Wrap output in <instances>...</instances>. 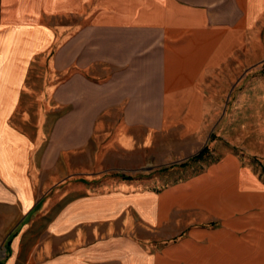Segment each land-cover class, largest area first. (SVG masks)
I'll list each match as a JSON object with an SVG mask.
<instances>
[{"label": "crops", "instance_id": "1", "mask_svg": "<svg viewBox=\"0 0 264 264\" xmlns=\"http://www.w3.org/2000/svg\"><path fill=\"white\" fill-rule=\"evenodd\" d=\"M25 1L18 9L22 0H8L12 15L66 18L48 61L61 77L47 89L48 136L40 130L33 142L8 118L30 55L59 31L29 30L42 42L27 56L23 43H0V264H264V189L241 191L249 174L237 161L155 190L107 177L133 153H117V139L103 151L92 145L119 122L145 148L171 134L200 144L218 107L219 71L250 62L264 0ZM47 185L56 191L39 203ZM191 207L214 213L216 224L168 243L183 231L177 222L171 236L175 212Z\"/></svg>", "mask_w": 264, "mask_h": 264}, {"label": "rangeland", "instance_id": "2", "mask_svg": "<svg viewBox=\"0 0 264 264\" xmlns=\"http://www.w3.org/2000/svg\"><path fill=\"white\" fill-rule=\"evenodd\" d=\"M22 1L18 3V9L32 4ZM7 2L8 0H0V43H23L25 50L19 52H24L27 56L31 48L38 47L42 42L37 34L28 33L29 30L53 27L59 31L54 33L51 44L31 52L26 64L25 82L20 87L19 97L8 118L11 126L36 142L40 130H44L45 136H48L51 120L55 116L47 89L61 76H50L48 61L51 52L63 39L61 34L65 30L66 18L61 13L49 14L47 11H43L38 17L29 16L31 12H26L23 16L20 13L12 15L11 3ZM76 21L74 18V22ZM8 28L10 29L7 31ZM255 31L257 32L253 37L256 41L252 44L248 66H233L232 69L227 68L226 72L221 68L219 71L218 107L215 113L206 117L200 144H191L192 140L179 142L178 137L171 134L160 140L164 141V146L145 148L140 139L133 140V134L131 142L126 139L129 133L122 129L121 122L111 124L95 135L92 143L95 150L112 148L117 139V153H123L125 149L132 150L133 153L130 161L125 162L128 167L117 169V173L108 172L107 177L117 174V179H133L143 183L149 181V185L158 190L160 187L168 188L187 182L229 158L238 162L239 170L249 174V177H244L247 181L242 184L244 186L239 187L242 188L241 191L259 194L264 189V22ZM258 41H261L260 44ZM167 143L169 146L165 147ZM204 149H207L206 153L197 157ZM151 152L155 153L154 159ZM93 170L101 171V165L96 164ZM50 186L41 187L37 198L39 203L52 195V189L56 191V186ZM60 187L62 186L57 189ZM202 192L200 191V196ZM189 196L186 194L185 197L193 198ZM178 197L182 196L174 195L173 198ZM213 214L192 207L184 211L177 209L174 214L175 222H171L169 227L170 233L173 236L177 232V222L180 224L179 230L183 231L168 243L186 236L187 231L196 227L209 228L216 224Z\"/></svg>", "mask_w": 264, "mask_h": 264}, {"label": "trees", "instance_id": "3", "mask_svg": "<svg viewBox=\"0 0 264 264\" xmlns=\"http://www.w3.org/2000/svg\"><path fill=\"white\" fill-rule=\"evenodd\" d=\"M206 151H207V149H204V150L201 152V154H199L197 157H202V155H203L204 153H206ZM197 157H196L195 159H197ZM125 178H129V177H125Z\"/></svg>", "mask_w": 264, "mask_h": 264}]
</instances>
